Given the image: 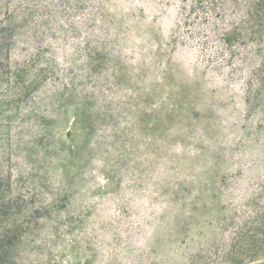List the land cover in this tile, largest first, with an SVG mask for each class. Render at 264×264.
<instances>
[{
	"label": "rangeland",
	"instance_id": "rangeland-1",
	"mask_svg": "<svg viewBox=\"0 0 264 264\" xmlns=\"http://www.w3.org/2000/svg\"><path fill=\"white\" fill-rule=\"evenodd\" d=\"M0 264H264V0H0Z\"/></svg>",
	"mask_w": 264,
	"mask_h": 264
}]
</instances>
